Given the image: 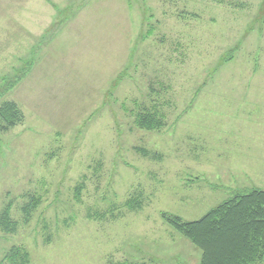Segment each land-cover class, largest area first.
Returning a JSON list of instances; mask_svg holds the SVG:
<instances>
[{
  "label": "rangeland",
  "instance_id": "374dc122",
  "mask_svg": "<svg viewBox=\"0 0 264 264\" xmlns=\"http://www.w3.org/2000/svg\"><path fill=\"white\" fill-rule=\"evenodd\" d=\"M7 104L0 264H199L162 215L264 190V0H0Z\"/></svg>",
  "mask_w": 264,
  "mask_h": 264
},
{
  "label": "trees",
  "instance_id": "16d2710c",
  "mask_svg": "<svg viewBox=\"0 0 264 264\" xmlns=\"http://www.w3.org/2000/svg\"><path fill=\"white\" fill-rule=\"evenodd\" d=\"M136 110L132 114L137 128L150 132L162 128L158 112L138 106ZM20 117L13 105L0 109L4 129L13 128ZM231 193V197L194 221L162 215L172 230L201 252L199 264H255L264 257V190L252 188ZM14 227L7 207L0 215V232L11 234ZM17 256L15 252L6 258L15 262Z\"/></svg>",
  "mask_w": 264,
  "mask_h": 264
}]
</instances>
